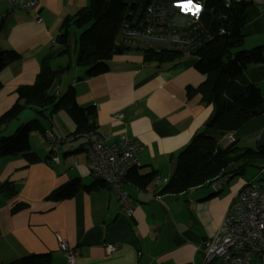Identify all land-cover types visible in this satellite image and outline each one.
<instances>
[{
  "label": "crops",
  "instance_id": "0c3cea01",
  "mask_svg": "<svg viewBox=\"0 0 264 264\" xmlns=\"http://www.w3.org/2000/svg\"><path fill=\"white\" fill-rule=\"evenodd\" d=\"M87 2L38 0L34 9H18L0 1V51L13 49L21 55L0 72V114L15 102L17 86L33 83L41 58L55 46L64 17ZM252 5L256 20L248 23L252 30L242 42L246 49L264 45V0H252ZM75 56L72 50L53 63L54 67L70 63L68 78L57 84L58 93L72 85L79 105L96 107L98 131L110 140L130 137L139 146V173L155 170L157 184L140 189L123 182L131 196L129 216L120 213L113 191L103 183L53 198L56 189L73 179L90 185L95 178L82 148L84 137L63 140L75 129L68 114L59 110L41 118L46 130L60 138L57 162L50 158L49 144L38 142L32 132L30 146L40 161L28 163L21 155L0 158V184L10 181L16 189L9 197L0 194V264L44 252L51 264H68L59 238L78 252L75 264H202L203 245L240 187L225 193L230 180L225 177L177 195L158 193L178 153L202 130L212 111L197 91L205 80L194 68L197 57L184 52L172 64L144 62L133 48L110 59L105 73L79 78L83 68L75 64ZM250 66L264 68V62ZM258 84L264 97V77ZM116 113L121 118H115ZM35 117L32 108H25L6 130L12 132ZM252 133L258 134V144L264 142V113L225 136L238 144ZM15 206L20 208L13 210ZM106 243L115 244L116 250L106 254Z\"/></svg>",
  "mask_w": 264,
  "mask_h": 264
},
{
  "label": "trees",
  "instance_id": "16d2710c",
  "mask_svg": "<svg viewBox=\"0 0 264 264\" xmlns=\"http://www.w3.org/2000/svg\"><path fill=\"white\" fill-rule=\"evenodd\" d=\"M151 1L88 0L87 5L74 15L64 17L55 37V46L41 58L33 83L17 86L15 102L0 114V158L21 155L28 163L40 161L41 158L31 149L30 132L38 130L45 134L41 118H48L59 110L65 111L75 125L74 131L65 137L75 139L83 136L82 148L87 136L102 133L97 130L94 105H79L72 85L60 93L56 89L58 76L69 70L70 63L57 67L53 63L56 58L69 55L74 50L75 64L83 68V75L79 78L105 73L109 70L110 59L133 49L121 40L124 25L134 26L143 19L146 6ZM255 16L252 0H203L198 25L189 36L194 37L189 54L197 57L194 68L205 75L197 91L203 103L212 105V111L202 130L178 153L169 178L158 190L159 194L177 195L218 178L230 179L245 166L254 165L253 160H264V143L243 149L234 140L224 146L218 143L221 136L264 113V97L258 84L264 77V68L250 66L264 62V45L249 49L242 45L244 37L252 30L248 23L255 22ZM134 49L140 51L144 62L162 64L175 63L184 53L178 47L136 46ZM20 57L13 49L0 51V72ZM25 108H32L36 117L8 132L6 126L16 120ZM48 157L44 160H49ZM263 166L264 163L259 171ZM138 168V165L131 166L123 174L122 181L140 189L154 181L157 184L155 170L139 173ZM102 183L95 179L92 184L84 185L73 179L56 189L52 197L63 199ZM15 193L12 182L0 184L3 196ZM18 208L15 206L13 210ZM8 264H51V261L49 253L44 252L26 254Z\"/></svg>",
  "mask_w": 264,
  "mask_h": 264
},
{
  "label": "built area",
  "instance_id": "2783aa9c",
  "mask_svg": "<svg viewBox=\"0 0 264 264\" xmlns=\"http://www.w3.org/2000/svg\"><path fill=\"white\" fill-rule=\"evenodd\" d=\"M0 1L18 9H34L38 5V0ZM179 3H187V0H152L146 6L143 19L134 26L124 25L121 40L134 47H142L144 43H162L189 53L194 38L189 36L198 25L203 0H191L192 11H183ZM196 6L199 7L198 12L195 11ZM114 117L121 118V113L114 114ZM45 137L50 158L57 162L60 139L51 131L45 132ZM226 140L231 142L229 137ZM83 150L92 177L113 191L120 213L129 216L132 212L131 196L122 186V176L131 166L138 164L139 146L125 134L117 140H110L107 134L101 133L87 136ZM58 245L67 263L75 264L78 256L75 248L61 238ZM116 248L113 243L103 246L106 254L114 252ZM203 253L202 264H215L216 261L219 264H264V166L257 177L245 181L240 187L215 233L204 243Z\"/></svg>",
  "mask_w": 264,
  "mask_h": 264
},
{
  "label": "rangeland",
  "instance_id": "374dc122",
  "mask_svg": "<svg viewBox=\"0 0 264 264\" xmlns=\"http://www.w3.org/2000/svg\"><path fill=\"white\" fill-rule=\"evenodd\" d=\"M117 40L119 42V36H118V39ZM72 45H73V42H72ZM142 45H143L142 47H146V48H171L172 47V45L168 46V45H164L162 43H157V44H152V45L147 44V43H144ZM131 47L134 48V46H131ZM189 47L190 48H193V46H189ZM54 69H56V68H54ZM73 71H74V69L72 68L70 72H73ZM67 78H68V72L65 71L61 75L58 76V82L61 79L62 80H66ZM45 125H46V123L44 124V126ZM47 131H49V130H46V132ZM31 132H32L31 133V136L34 135L35 136L34 138H36V137L39 138V140H37L38 142H40V140H41L43 142V144L47 145L48 142H47V139H46L44 133L42 134L38 130H34V131H31ZM257 138H258V134L255 135L253 133L251 135H249V136H244L242 138L241 142H239L237 144V146L239 148H241V149L246 148V147L255 148L256 145H258V143L256 142L257 141ZM32 140L34 141L33 137H32ZM218 143L220 145L224 146V145H227L228 142H227L225 136H221L218 139ZM259 144H262V143H259ZM253 162H254V165H247V166L244 167V169L241 170V172L236 173L235 175H233L230 178V180H229V182H228L227 185H226V183H224L223 187L226 185V187H224L225 188L224 189V192L225 193L232 191L233 188L238 189L239 187H241L245 183V181L251 180L253 177H257V175L259 173V167L261 165H263L264 160L263 159H256V160H253ZM211 264H214V263H211ZM215 264H219V261H216Z\"/></svg>",
  "mask_w": 264,
  "mask_h": 264
},
{
  "label": "snow or ice",
  "instance_id": "6c2138e0",
  "mask_svg": "<svg viewBox=\"0 0 264 264\" xmlns=\"http://www.w3.org/2000/svg\"><path fill=\"white\" fill-rule=\"evenodd\" d=\"M178 6L181 7V9L183 11H192L193 10L191 7V0H187V3H179ZM195 11H197V12L199 11L198 6H196Z\"/></svg>",
  "mask_w": 264,
  "mask_h": 264
}]
</instances>
